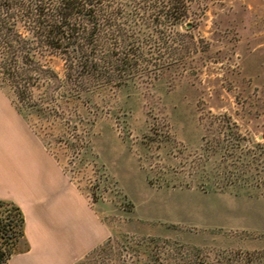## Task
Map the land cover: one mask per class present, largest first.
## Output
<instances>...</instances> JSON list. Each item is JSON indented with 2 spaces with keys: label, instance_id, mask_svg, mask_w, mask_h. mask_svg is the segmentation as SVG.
I'll use <instances>...</instances> for the list:
<instances>
[{
  "label": "rangeland",
  "instance_id": "rangeland-1",
  "mask_svg": "<svg viewBox=\"0 0 264 264\" xmlns=\"http://www.w3.org/2000/svg\"><path fill=\"white\" fill-rule=\"evenodd\" d=\"M117 1L102 87L25 109L109 229L74 264H264V0Z\"/></svg>",
  "mask_w": 264,
  "mask_h": 264
},
{
  "label": "trees",
  "instance_id": "trees-1",
  "mask_svg": "<svg viewBox=\"0 0 264 264\" xmlns=\"http://www.w3.org/2000/svg\"><path fill=\"white\" fill-rule=\"evenodd\" d=\"M161 3L173 10L185 6V0ZM121 6L117 0H0V87L14 91L10 101L29 126L25 109L60 121L59 111L90 101L85 93L102 87V25L105 21L113 29ZM124 58L122 68L131 73L134 67L129 57ZM222 175L218 182L222 186L242 178L229 172ZM23 229L18 206L0 200V264H8L16 253Z\"/></svg>",
  "mask_w": 264,
  "mask_h": 264
},
{
  "label": "crops",
  "instance_id": "crops-1",
  "mask_svg": "<svg viewBox=\"0 0 264 264\" xmlns=\"http://www.w3.org/2000/svg\"><path fill=\"white\" fill-rule=\"evenodd\" d=\"M0 200L14 203L24 217V237L8 264H74L109 235L1 87Z\"/></svg>",
  "mask_w": 264,
  "mask_h": 264
}]
</instances>
